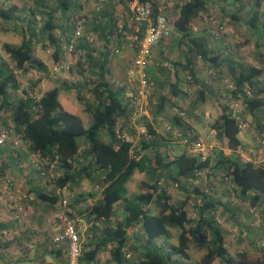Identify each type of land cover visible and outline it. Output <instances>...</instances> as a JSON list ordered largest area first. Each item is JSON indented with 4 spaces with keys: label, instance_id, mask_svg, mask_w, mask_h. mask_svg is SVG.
<instances>
[{
    "label": "trees",
    "instance_id": "16d2710c",
    "mask_svg": "<svg viewBox=\"0 0 264 264\" xmlns=\"http://www.w3.org/2000/svg\"><path fill=\"white\" fill-rule=\"evenodd\" d=\"M56 1L53 5L50 0H33L32 4L22 9L16 5H0V22L13 23L14 30L21 29L22 34L19 45H2L9 61L0 56V119L9 114L10 122L3 123V131L10 130L18 143L16 146H1L0 152L10 155L12 162H32L31 176L25 179L31 201H26L27 204L40 206L36 219L40 221L50 210L59 212L64 191L70 193L73 203L69 205L73 209L82 202L87 205V197L94 198L100 194L99 199L83 211L84 219L89 223L87 245L91 246L82 249L80 264L94 263L103 250L110 252L107 264H212L216 259L222 264H264L262 249L255 241L247 239L248 231L245 230L248 223L255 222L256 213L260 215L259 222L264 223V166L240 158L237 150L242 142L238 135L244 129L232 117L227 103L218 96L224 89L219 85L217 73L220 72L208 75L210 81L218 86H210L209 81L204 85L196 63L202 62L207 70L225 65L232 77L233 87L230 90L225 88V94L231 93L230 101H241L248 113L254 117L263 114L262 118L264 72L262 68L238 60L235 50L225 51L220 45L210 48L212 35L197 34L193 30V23L205 18L212 5L222 16L220 26L224 20L232 25L241 22L252 36L256 35L255 47L260 46L264 41L261 0H218L214 3L212 0H176L175 17L171 23L176 36L166 46L168 56L164 58L175 69V82L170 83L169 95L163 93L169 83L170 69L167 65L161 63L153 68L151 55L146 68L151 88L148 105L152 120L145 115L135 119L134 104L129 100L128 93L134 91L137 77L128 76L117 84L108 79V74L111 56L120 52H114L115 48L121 43L125 47L129 44L123 40L121 32L135 36L133 50L136 54L135 46L148 26L147 21L118 25L114 20L116 8H128L126 17L129 20L133 2L149 4V19L154 21L159 14H164L158 0H105L106 9L95 13L92 28L99 48L98 45L91 47L92 43L84 38L77 43L76 48L84 52V57L76 63L82 82L71 86L59 83L39 97L35 92L37 83L20 91V74L24 75L30 69L38 72L47 70L46 65L34 57V45L46 42L52 46L53 58L58 65L63 58V44L72 37L76 20L69 24L68 18L76 12V2ZM25 11L27 14L23 16ZM58 12L60 17L56 18ZM98 16H102L103 20H97ZM57 29L60 30L58 37L55 35ZM174 49L181 53L183 62L169 58ZM179 69L185 73L184 78L190 85L199 87L195 100L190 104L192 109L204 102L206 93L212 94L215 90L213 105L217 116L210 128L218 140L227 142L228 154L221 149H212L205 160L198 155H189V145L199 139L197 135L191 136L189 129L186 134L178 132H181L178 138L184 137L186 143L180 146V150L170 146V137L159 134L157 120L162 118L168 106H173L179 94L186 95L180 88ZM83 77L89 80L83 81ZM129 78L134 79L133 84L127 83ZM82 89L87 90L92 101L84 98ZM62 90L76 92L83 113L90 118L87 128H84L80 118L62 107L59 101ZM153 99L157 100L156 105ZM151 106L154 111H151ZM176 122L181 123L178 117ZM139 128L144 132L136 136ZM254 133L264 139V122L254 123ZM6 164L3 162L0 165V177L10 166ZM135 173L143 174L144 180L140 182L138 192L131 195L127 184ZM206 175L209 178L218 175L216 179L225 187L222 190L210 188V191L200 186L192 188L194 180ZM42 179H47L49 184H39ZM84 180L92 187V193L86 198L78 193ZM46 185H50L51 189H47ZM170 185L182 189L187 199L172 198L167 189ZM189 187L191 191H187ZM190 199L194 203L192 214L187 206ZM235 199L247 209L246 215L241 213L243 216L239 217V221L236 214L229 211ZM220 207L226 208L221 211ZM224 223L230 226L226 228ZM234 223L238 226L236 231H232ZM12 229V223L0 222V264H38L46 260L47 264H66L65 244L54 247L51 242L52 228L46 231L45 247L38 244L31 231L20 232L12 240H7L6 234ZM259 229L253 228L252 232L258 233L264 240V224ZM173 230L177 233L176 243L170 244ZM229 235L235 238L237 245L245 243L248 250L244 248L239 253L235 250L231 252L227 242ZM130 238L136 241L132 247L128 246ZM12 244L16 246V252L7 255ZM108 245L111 247L108 248ZM190 248L204 252L200 261H191ZM253 250L260 252L262 257L250 259L248 251ZM62 254L65 255L64 261L60 260ZM48 255L54 258L55 263L48 260Z\"/></svg>",
    "mask_w": 264,
    "mask_h": 264
},
{
    "label": "rangeland",
    "instance_id": "374dc122",
    "mask_svg": "<svg viewBox=\"0 0 264 264\" xmlns=\"http://www.w3.org/2000/svg\"><path fill=\"white\" fill-rule=\"evenodd\" d=\"M33 0H0V5L2 6H8V5H16L18 8L22 9L25 6H29L32 4ZM107 1V0H106ZM105 0H75L76 2V10L73 15L68 18V23L70 24L73 21L80 20L83 21L84 29L86 34L92 33L93 28V22H94V15L95 13L100 12L101 10L106 9L105 7ZM160 4L163 6L162 12L167 15V17L170 20V35L164 39H157L154 38V46L152 49V57H151V66L153 68H156V66L160 65L161 63L164 65H167L168 69L170 71L168 72L169 76V83H167V86L165 87L163 93L166 95H169V88L170 83L175 82V69L170 66L168 63L164 61V58L168 56L166 54V46L170 44V42H173V37H175V33L172 30V20L175 17V3L176 0H158ZM214 1L218 0H212ZM51 4L57 3L56 0H50ZM261 11L264 12V0H261ZM131 7V6H130ZM128 9V8H127ZM126 8H123L122 6H118L115 11L116 16V23L118 25L123 26L124 24H130V21L127 19V11ZM23 16L27 14V12H22ZM59 12L57 13L56 18L60 17ZM220 12L217 8L210 5L208 15L205 16L203 19H198L193 23V30L197 34L201 35H208L210 33L212 35V41H210L209 46L210 48H215L218 45L223 46L224 50L232 49L235 50L236 58L240 60L242 63H245L246 65L250 66H256L263 69L264 72V41H261L260 46H256L255 39L256 35L252 36L250 30L246 27V25L242 24L241 22L237 25L229 24L226 20L222 21V25H219V19H220ZM264 19L263 16H260V18ZM261 19V21H262ZM76 22V21H75ZM13 23L10 24H4L0 22V56L6 60L9 61L8 56L4 53L2 50V45L5 43L11 44L13 46H17L22 41V34L21 29L14 30ZM60 34V30H55V35L58 37ZM91 47H97L100 46L97 41L90 44ZM121 46L123 44H120ZM124 46V45H123ZM134 47V41L128 46H126L124 49H120L119 53H115V55H112L109 62V68H110V74H108V79L113 81L114 83H122L123 80L126 79V77H130V64L132 59L134 58L135 51L133 50ZM53 52L54 48L50 45H48L46 42H39L36 43L34 46V57L44 62L46 65V72H38L37 70L30 69L27 71L26 74H20L19 75V82L21 84V90L24 88H29V85L32 83H37V86L35 88L36 96L39 97L43 95L45 92L51 90L55 86H57L59 83L64 84L66 86H71L73 83L82 82V78L78 74L79 66L76 64L78 59L75 57V55H71L70 57H63L60 64L56 65L57 63L54 61L53 58ZM115 52V50H114ZM225 55V52H224ZM169 58L174 61H180L183 62V56L181 53L174 49L172 52V55H169ZM224 58V57H223ZM197 68L200 70L201 75H203V81L202 83L204 85H207V82L209 81L210 86L215 87L218 84L213 83L214 81L211 80V77L209 75V71L211 73H217L219 74V85L221 87H224V89H221V95L218 94V96L223 100L224 103L227 101H230L231 99V93L225 94V90L233 89L232 87V77L228 73L227 68L225 65L219 66V68L211 67L210 70L206 69V65L202 64V62L196 63ZM223 68V69H222ZM167 72H165L166 74ZM185 73L182 72L179 69L178 76L181 78L180 88L186 95H183L182 93L179 94V96L174 100L173 106L170 105L166 108L165 113L161 116V119L157 120V126L160 127L158 129V132L161 136L164 137H170V146H175L174 148L177 150H180V146H185V139L184 137H179V134L184 131L186 134V131L189 129V134L191 136L197 135V137L203 141H205V144L208 148H212L213 150H222L224 153L228 154L230 150L227 148V142L224 140H218L216 138V135L209 134L211 131L210 124L214 121L217 114L214 109V100H215V90L211 94L210 92L206 93L204 96V102L200 104V106L196 109H192L191 102L195 100L196 98V91L198 90L197 85H190L188 79L185 77ZM264 77V76H263ZM185 79V81H184ZM86 80L85 77H83V81ZM89 80V79H87ZM86 80V81H87ZM188 82V83H187ZM226 88V89H225ZM82 95L84 98L88 99L89 101H92L91 97L88 95L86 89H82ZM59 101L62 105V107L69 113L77 116L81 119L82 124L84 128H87L90 125V118L83 113V106L77 101L76 99V92L74 90L66 91L62 90L59 95ZM149 102V101H148ZM157 100L153 99V104L156 105ZM239 103V111L241 119L245 124H247V128L244 130H241L238 137L240 141L242 142L241 147L237 150V153L240 155L248 156L246 153L248 149H251V151L255 154V159L259 160L261 159L262 155L261 152L264 151V145L262 146L261 142H264L263 136H260L259 134L254 133V123H260L262 124L264 122V118H262L263 114H259L258 116L254 117L250 113L246 111L245 105L238 101ZM150 105L143 107L141 110L136 111L135 119L139 118L141 115H145L149 117V120H152L151 113H150ZM151 106V111H154ZM135 112V110H134ZM176 117L179 118L180 124L176 122ZM3 119H0V130H4L2 127L3 123L10 122V116L9 114H5L2 117ZM121 122V121H120ZM121 124V123H120ZM169 129V130H168ZM193 129V130H192ZM181 131L180 133H178ZM136 134L139 135L143 133L140 128L137 131ZM142 135V134H141ZM184 135V134H183ZM16 139V138H15ZM129 139H131L129 137ZM198 139V140H199ZM261 141V142H260ZM211 149V152H212ZM180 152V151H179ZM210 152V153H211ZM263 158V157H262ZM3 162L7 163V166H9L8 169L4 170L5 175L0 177V209L1 212H5L10 216L9 214L12 213L11 207H15L14 210L16 211L15 217L18 218L19 224L15 226L14 229L10 230L6 234L7 240H12L15 236H17V233L20 234V232L25 231H31L36 238V241L38 244H42V246L45 247L43 241L44 236L41 238V236L36 233L40 232V230H45L46 227L54 225L61 224V217H65L67 220L72 221L74 223L75 218L71 216L72 220L67 218L66 214H69L73 208L70 207L69 203L72 204V199L70 198V193L68 191H64L62 193L63 200H66L67 205L65 207L62 206V202H60V207L58 209L59 212L55 211H48L45 217L43 216L40 221L37 219H34L32 223L29 219L27 214L28 207L32 204H27V201H31V198L28 197V187L27 183L24 184L25 179L29 178L31 175L29 173L31 169L32 162L29 160H25V162H21L22 164L18 162H12L8 160V154L1 153L0 152V164H3ZM12 162V164H11ZM17 167V168H16ZM15 168V170H14ZM220 176V174H218ZM217 175V177H218ZM144 175L135 173L133 178L129 181V184L127 185V188L129 190V193L131 195H135L138 192V186L142 180H144ZM216 177V178H217ZM216 178H209L207 175L204 177H201L197 180H194V183H192V188L195 186H200V188L203 189H210L213 188L214 190H222L223 187H225L223 184H221ZM210 179V180H209ZM6 182H10L9 186H5ZM39 184H49L47 182V179L40 180ZM47 189H51L50 185H46ZM90 189V186L88 187ZM191 187L188 188L187 191L192 190ZM168 193L172 198L179 199L185 201L187 199L186 193L180 189L175 188L172 185H170L168 188ZM210 191V190H208ZM27 200V201H26ZM239 200L235 199L234 202ZM88 205V204H87ZM193 199H190L187 203L189 213L192 214L191 211L193 208ZM58 207V205H57ZM6 209V210H5ZM31 212L32 217L36 218L38 216V213L40 212V206L34 205L32 206ZM254 212V211H253ZM71 214V213H70ZM257 215V216H256ZM259 216V217H258ZM10 218V217H9ZM255 222L248 223L245 228H259V226L263 225L264 223L259 222L260 221V215L259 213L255 214ZM27 221V222H26ZM29 221L32 223L30 225ZM223 219L221 220L223 224ZM79 225L78 230L80 232V236L84 234L85 232V226L82 221H77ZM36 224V225H35ZM225 225V223H224ZM37 226V227H36ZM226 228L230 225L226 224ZM51 229V228H50ZM237 229V228H236ZM232 231H236L235 228ZM264 231V229H263ZM173 232V237L169 240L170 244L176 243V231ZM87 235H90L89 233L84 234L85 240L87 239ZM5 239V240H6ZM227 242L230 244V251L232 252L235 250V252L239 253L244 248L248 250L247 245L245 243L241 245H237L235 238L232 235H229V239ZM258 243V244H257ZM256 245H258L262 249V253H264V244L260 243L258 240ZM228 244V245H229ZM43 247V248H44ZM16 246L12 244L9 246L7 255L12 254V251L16 252ZM41 249V248H40ZM39 249V250H40ZM132 254H134L133 250H130ZM189 254L191 257L192 262H198L201 259L202 252L196 251L194 248L189 249ZM248 255L250 259H256L262 257L260 252L256 251H248ZM48 260L54 261V258L51 255L47 256ZM61 261L65 260V255L62 254L60 257ZM47 261V260H46ZM45 261V262H46ZM38 263V264H47V263ZM219 262V261H218ZM55 263V261H54ZM218 264H221L219 262Z\"/></svg>",
    "mask_w": 264,
    "mask_h": 264
},
{
    "label": "built area",
    "instance_id": "2783aa9c",
    "mask_svg": "<svg viewBox=\"0 0 264 264\" xmlns=\"http://www.w3.org/2000/svg\"><path fill=\"white\" fill-rule=\"evenodd\" d=\"M130 12L131 16H129V21L132 24L140 23L143 21L148 22V26L144 31L143 37L135 46L136 54L133 58L130 69V76L137 77V84L134 88V91L128 93V98L134 104L136 113L137 110H141L143 107L148 105L149 97L151 95V88L146 68L152 55L154 38H166L169 36L170 20L165 14H159L154 21H151L149 19V14L151 12V7L149 4H138L137 2H133L130 7ZM119 30V32H121V27ZM121 33L124 36L123 40L129 43L128 46L132 43V41L136 40L135 36L129 35L124 32ZM82 38L88 40L90 43H94L96 41L95 35L93 33H85L83 21L76 19L71 39L67 43L63 44L62 56L70 57L71 55H75L77 59L83 58L84 52H81L76 48L78 41ZM123 45H119L118 47H116L115 52H119L120 49H124L125 45ZM127 83L133 84L134 79L129 78ZM226 103L232 117H234L238 121L239 127L241 129L247 128V124L243 122L240 116V111L238 108L239 103L236 101L227 100ZM209 134L216 135L213 130H211ZM17 143V140L10 130L0 132V147L6 144L16 146ZM261 144L263 146L264 142H261ZM211 149L212 148H208L206 146L205 141L199 139L189 145L188 153L192 156L198 155L202 160H205L210 155ZM246 153H248L247 157L244 155H240V158L243 161H253L258 165L264 166V151L261 152L263 158L261 157V159L259 160L255 159V154L251 151V149H248ZM9 184L10 182H6L5 186H9ZM61 202L63 207L67 205L66 200L62 199ZM61 220V224L55 225V227L50 231L52 233L51 242L56 248L59 247L62 243L65 244V250L67 253L66 264H80V257L82 254V239L78 227L72 221L67 220L64 216L61 217Z\"/></svg>",
    "mask_w": 264,
    "mask_h": 264
},
{
    "label": "crops",
    "instance_id": "0c3cea01",
    "mask_svg": "<svg viewBox=\"0 0 264 264\" xmlns=\"http://www.w3.org/2000/svg\"><path fill=\"white\" fill-rule=\"evenodd\" d=\"M96 16H94L93 18H95ZM103 17H107V16H103ZM97 20L99 19V21H101V20H103L102 19V16H98L97 18H96ZM116 19V16H114V20ZM118 24V23H117ZM107 31V30H106ZM38 44V43H37ZM35 46V45H34ZM36 58V57H35ZM41 61V60H40ZM41 62H43V61H41ZM44 63V62H43ZM223 69V68H222ZM201 77H203V75H201ZM53 89V88H52ZM193 130V129H192ZM8 160L9 161H12L11 160V156L9 155L8 156ZM0 165H2V164H0ZM6 166H7V164H6ZM142 175V174H141ZM134 176V175H133ZM133 176H132V178H133ZM144 177V176H143ZM210 180V179H209ZM24 184H26V181L24 182ZM129 184V183H128ZM127 184V185H128ZM90 186V189L88 188ZM81 191H79L78 193L79 194H83V197L84 198H86L87 197V194H91L92 192H91V190H92V187H91V184L88 182V181H86V180H84L82 183H81ZM129 191V190H128ZM99 197H100V194H98V195H96L94 198H92V197H87V199H86V204H88V205H85V203H81V204H79V205H76V207L70 212L71 214H69V215H66L67 216V218H69L70 220H72L71 218V216H73L74 218H75V221H74V224L76 225V226H78L79 224L78 223H76L77 221H82L83 223H84V226H85V232H84V234L87 232V227L89 226V223H87V221H85V219H84V216H85V213H83V211H86V208L88 207V206H90L91 205V203L92 202H96L97 201V199H99ZM92 198V199H91ZM239 203H240V201H239ZM32 204V203H31ZM90 204V205H89ZM32 206H34V204H32V205H30L29 207H28V211H27V214L26 215H28V217H29V219L31 220V222L32 223H34L33 222V220L34 219H36V218H33V219H31V217H32V214H31V212H33L34 211V209L32 210ZM14 206L13 207H11V209H12V213L11 214H9L10 216V218L8 217V215L6 214V211L3 213V212H1V209H0V222L1 223H5V224H10V223H12L13 224V229L15 228V226L16 225H18L19 224V220H18V218H16L15 217V214L14 213H16V211L14 210ZM221 208V207H220ZM226 207H222L221 209V211H224V209H225ZM6 210V209H5ZM229 211H231L232 213L234 212L236 215H235V217H236V219H237V221H239V217H241V216H243V215H246L245 213H246V211H247V209L245 208V207H243V206H240V204H238V201H236V202H234V204H233V206L232 207H230V210ZM228 212V211H227ZM224 213V212H223ZM241 213L243 214V215H241ZM73 221V220H72ZM27 222V221H26ZM30 221H29V223H30V225H32V223H31ZM235 224V223H234ZM36 225V224H35ZM243 226V225H242ZM37 227V226H36ZM54 227H55V225H54ZM53 226H48V227H46V229L45 230H40V232H36V233H38L40 236H41V238H43V236L45 237L46 235H48L47 233H46V231L48 230L49 231V229L50 228H54ZM234 228H235V230H236V228H238V226L235 224L234 226H233ZM252 229L253 228H246L245 230L246 231H248V233H247V239L249 238L251 241H255L256 243H257V241L259 240L260 241V243H263L264 244V240H263V238L260 236V235H258V233H256V234H254V232H252ZM255 229H258V231L260 230L259 228H255ZM238 230V229H237ZM51 231V230H50ZM46 233V234H45ZM84 234H83V238H84ZM245 234H246V232H245ZM17 235H19L18 233H17ZM171 235H173V232L171 231ZM173 237V236H172ZM229 237V236H228ZM82 238V243H81V249H88L89 247L88 246H91V245H87V240H85V239H83ZM134 238V237H133ZM136 244V241L135 240H133L132 238H130V241H129V244H128V246H134ZM111 246L110 245H108V248H110ZM141 248V247H140ZM203 254H204V252H202ZM203 254H202V256H203ZM201 256V257H202ZM109 260H110V252H109V250H103V251H101L100 253H99V255L96 257V261L94 262V263H91V264H107V262H109ZM219 260H215L212 264H218L219 262H218ZM222 264V263H221Z\"/></svg>",
    "mask_w": 264,
    "mask_h": 264
}]
</instances>
